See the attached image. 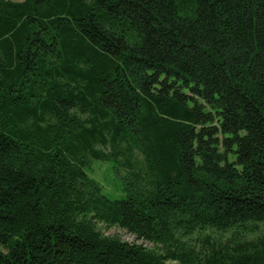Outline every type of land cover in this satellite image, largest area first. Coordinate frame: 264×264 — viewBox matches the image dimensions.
<instances>
[{
  "label": "trees",
  "instance_id": "1",
  "mask_svg": "<svg viewBox=\"0 0 264 264\" xmlns=\"http://www.w3.org/2000/svg\"><path fill=\"white\" fill-rule=\"evenodd\" d=\"M260 226L264 0H0V264H264L177 238Z\"/></svg>",
  "mask_w": 264,
  "mask_h": 264
},
{
  "label": "rangeland",
  "instance_id": "2",
  "mask_svg": "<svg viewBox=\"0 0 264 264\" xmlns=\"http://www.w3.org/2000/svg\"><path fill=\"white\" fill-rule=\"evenodd\" d=\"M20 1V0H13ZM89 177L96 181L102 188L104 194L111 199H120L124 194L122 190V177L125 174L124 171L119 173L112 163H105L100 161H92L90 168L87 171ZM99 230L106 236H119L125 241L132 242L133 237L127 234L120 228L108 227L104 224H98ZM264 234V226H260V233L257 234H242L233 232H217L215 230H206L204 232H197L191 237H183L178 235V241L188 247H200L203 238L211 237L214 241L225 242L230 238L241 241H253L261 237ZM172 264H178L173 262Z\"/></svg>",
  "mask_w": 264,
  "mask_h": 264
},
{
  "label": "crops",
  "instance_id": "3",
  "mask_svg": "<svg viewBox=\"0 0 264 264\" xmlns=\"http://www.w3.org/2000/svg\"><path fill=\"white\" fill-rule=\"evenodd\" d=\"M21 1H23V0H20V1H18V2H21Z\"/></svg>",
  "mask_w": 264,
  "mask_h": 264
}]
</instances>
